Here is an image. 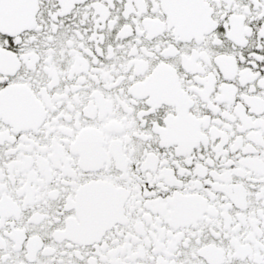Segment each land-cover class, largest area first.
I'll use <instances>...</instances> for the list:
<instances>
[{"label":"snow or ice","instance_id":"1","mask_svg":"<svg viewBox=\"0 0 264 264\" xmlns=\"http://www.w3.org/2000/svg\"><path fill=\"white\" fill-rule=\"evenodd\" d=\"M0 264H264V0H0Z\"/></svg>","mask_w":264,"mask_h":264}]
</instances>
